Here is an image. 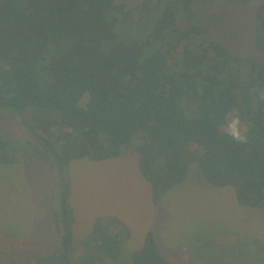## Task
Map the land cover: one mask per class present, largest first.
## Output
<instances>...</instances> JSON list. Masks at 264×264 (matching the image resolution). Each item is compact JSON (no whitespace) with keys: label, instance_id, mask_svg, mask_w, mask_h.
<instances>
[{"label":"trees","instance_id":"trees-1","mask_svg":"<svg viewBox=\"0 0 264 264\" xmlns=\"http://www.w3.org/2000/svg\"><path fill=\"white\" fill-rule=\"evenodd\" d=\"M197 1L142 0L131 8L116 0L0 1V111L21 117L40 140L32 156L55 166L60 177L59 207L52 209L58 244L28 264L122 257L130 228L108 216L96 220L82 252L71 258L75 217L65 170L75 159L100 161L134 150L154 203L199 160L210 184L232 186L239 204L264 208V101L252 92L264 87V58L234 54L213 37L194 10ZM118 22L145 35L119 39ZM253 41L264 57V0ZM195 101L199 112L192 115L188 106ZM233 109L249 123L247 143L224 134ZM19 150L0 133V163H16ZM131 260L174 264L152 229Z\"/></svg>","mask_w":264,"mask_h":264},{"label":"rangeland","instance_id":"rangeland-1","mask_svg":"<svg viewBox=\"0 0 264 264\" xmlns=\"http://www.w3.org/2000/svg\"><path fill=\"white\" fill-rule=\"evenodd\" d=\"M116 1L131 8L142 0ZM262 1L198 0L193 6L205 18L212 36L231 52L263 60L253 41L256 11ZM116 32L124 40L145 35L128 31L121 22ZM88 96L84 95L83 105ZM188 110L198 114L196 101ZM242 123L249 127L247 121ZM0 133L20 147L16 163H0V264H28L58 244L52 209L59 207L60 199L55 196L60 177L55 166L32 156L40 140L20 116L0 111ZM65 172L75 217L72 259L82 252L98 218L118 216L131 234L122 246L121 259L103 264H132V251L142 246L149 229L162 254L174 264H264V208L239 204L232 186L210 184L199 160L190 165L185 180L166 191L158 203L152 200L151 185L139 169V154L134 150L100 161L75 159Z\"/></svg>","mask_w":264,"mask_h":264},{"label":"clouds","instance_id":"clouds-1","mask_svg":"<svg viewBox=\"0 0 264 264\" xmlns=\"http://www.w3.org/2000/svg\"><path fill=\"white\" fill-rule=\"evenodd\" d=\"M260 101H264V87L252 89ZM224 134L238 144L247 143V127L242 123L238 109L231 110L225 117Z\"/></svg>","mask_w":264,"mask_h":264}]
</instances>
